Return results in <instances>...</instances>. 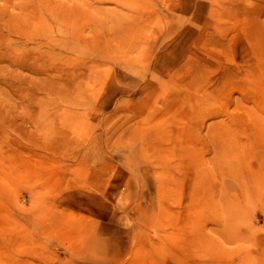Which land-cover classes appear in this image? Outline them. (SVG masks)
<instances>
[{
    "label": "rangeland",
    "instance_id": "374dc122",
    "mask_svg": "<svg viewBox=\"0 0 264 264\" xmlns=\"http://www.w3.org/2000/svg\"><path fill=\"white\" fill-rule=\"evenodd\" d=\"M0 264H264V0H0Z\"/></svg>",
    "mask_w": 264,
    "mask_h": 264
}]
</instances>
